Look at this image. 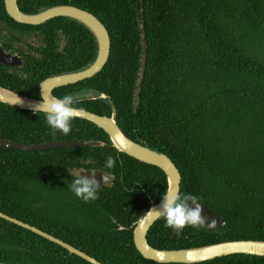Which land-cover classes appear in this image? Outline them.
I'll list each match as a JSON object with an SVG mask.
<instances>
[{
    "label": "trees",
    "instance_id": "1",
    "mask_svg": "<svg viewBox=\"0 0 264 264\" xmlns=\"http://www.w3.org/2000/svg\"><path fill=\"white\" fill-rule=\"evenodd\" d=\"M17 3L25 14L72 5L105 26L111 45L103 69L90 79L56 89L54 96L89 91L92 99L80 100L77 107L103 116H110L114 107L116 123L126 137L174 163L181 176L179 192L197 196L225 221L217 230L188 226L178 235L160 217L147 234L151 247L178 250L233 240L264 241V0ZM33 33L38 40L25 44L32 54L15 50L22 67L0 64L1 87L39 99L42 80L81 70L94 59L95 41L83 25L69 18L39 26L18 24L0 0V45L10 51L14 42L25 43ZM0 129L3 139L24 144L104 143L40 152L0 147V212L102 264H163L136 251L131 227L138 216L135 211L149 207L143 190L155 192L154 201L166 191L161 170L117 152L101 129L78 118L71 121L68 135H53L45 113L0 102ZM109 155L116 159L111 169L105 167ZM84 170L113 177L110 187L100 186L94 201L85 202L71 191L77 171ZM135 183L139 185L133 195L143 199L140 206L121 204L123 187ZM0 262L89 264L1 218ZM194 264H264V257L236 254Z\"/></svg>",
    "mask_w": 264,
    "mask_h": 264
},
{
    "label": "water",
    "instance_id": "2",
    "mask_svg": "<svg viewBox=\"0 0 264 264\" xmlns=\"http://www.w3.org/2000/svg\"><path fill=\"white\" fill-rule=\"evenodd\" d=\"M3 6L9 18L18 24L39 26L55 18H69L83 25L94 38L96 53L93 61L87 67L81 70L54 75L42 80L38 88L40 99L42 95L45 98L51 97V91L56 88L73 85L92 78L105 66L110 54V37L105 26L88 11L72 5H56L35 14H25L19 9L17 0H3ZM0 64L7 66H18L20 62L17 57L3 52V50L0 48ZM144 67L145 54L142 59L141 77ZM18 97L19 102H16ZM40 99L22 96L0 86V102L22 110L34 112L33 109L39 104ZM35 112L45 113L43 111ZM77 118L87 121L101 129L108 136L111 147L117 150V152L125 154L141 163L154 166L161 170L166 179V191L170 187L174 190H180L181 176L174 163L167 156L149 149L148 147L139 143H136L126 137V135L121 131L116 123L114 107H112V113L110 116L98 115L82 109L79 112ZM102 146H104V143L96 140H70L46 142L40 144L17 143L3 139L0 129V147L21 152H40L63 148L68 149ZM81 175L87 177L91 176L92 174L90 172H85ZM102 175L103 174L100 172L95 173V177L98 181ZM161 200L162 197L157 203L152 204L148 210L142 211V215L139 217L132 230V240L134 247L143 258L163 264H194L236 254L264 257V241L260 240L224 241L200 247L178 250H158L151 247L147 241V234L152 225L160 217H157L154 213H148V211L153 207L158 208ZM189 205L191 206V202H189ZM201 215L206 218L205 226L202 227L205 230L213 231L225 225V221L206 206L202 205ZM0 218L58 245L59 247L66 250L69 255H75L89 264H102L79 249H76L75 247L46 232H43L34 226L24 223L16 218L10 217L2 212H0ZM213 220L216 221V224L214 226H208ZM0 264L7 263L0 262Z\"/></svg>",
    "mask_w": 264,
    "mask_h": 264
},
{
    "label": "clouds",
    "instance_id": "3",
    "mask_svg": "<svg viewBox=\"0 0 264 264\" xmlns=\"http://www.w3.org/2000/svg\"><path fill=\"white\" fill-rule=\"evenodd\" d=\"M87 94V93H84ZM81 100V94H65L62 98L51 96L45 98L41 96L39 104L33 111H43L46 113V122L53 130L55 135L57 131L68 135L71 131V121L76 119L79 112L82 110L77 107ZM19 102V97L16 100ZM116 159L109 155L106 157L105 167L114 168ZM103 175L98 181L95 173L91 176H82L81 173L71 183V191L77 198L85 202L98 199V189L100 184L103 186L110 183L113 177L101 171ZM191 202V206L189 205ZM148 213H154L157 217H162L165 221L164 226L171 228L178 235L185 227L200 228L205 226L206 218L201 215L202 204L195 195L181 194L178 190L169 188L164 192L161 203L158 208H151ZM216 221L213 220L208 226H214Z\"/></svg>",
    "mask_w": 264,
    "mask_h": 264
},
{
    "label": "flooded vegetation",
    "instance_id": "4",
    "mask_svg": "<svg viewBox=\"0 0 264 264\" xmlns=\"http://www.w3.org/2000/svg\"><path fill=\"white\" fill-rule=\"evenodd\" d=\"M4 7V6H3ZM37 38V35L35 34V33H33L32 34V37H29L28 39H26V40H24L25 41V43L23 42L22 44L20 43V42H14L12 45H11V47H12V49L10 50V51H6V49H4L1 45H0V48L3 50V52H5V53H7V54H9V55H11V56H14V57H17L18 59H19V62H20V64L18 65V66H7V65H3V64H1V65H3V66H7V67H9V68H20V67H22V59H21V56L20 55H18L17 53H15V50H22V51H24V52H26V51H28V52H30L31 54L33 53V50H30V49H28L27 47H26V45L25 44H30V45H33V41H34V39L37 41L38 40V38ZM60 47H62V45H60ZM54 76V75H53ZM51 77V76H50ZM40 84V83H39ZM39 84H38V88H39ZM69 86V85H68ZM65 87V86H64ZM38 88H37V94H38V98H39V92H38ZM61 88V87H60ZM56 89H58V88H56ZM56 89H54V90H52L51 91V95L52 96H54V94H53V91H55ZM85 93V92H84ZM84 93H82V91H81V93H77V94H81V101H84V100H90V99H92L91 98V95H89V91H87L86 93H87V95L86 94H84ZM72 94H76V93H72ZM85 95V96H84ZM84 96V97H83ZM55 97V96H54ZM40 99V98H39ZM127 156V155H126ZM131 158V157H130ZM133 159V158H132ZM85 173V172H90L91 174L93 173H97V172H100V173H102L101 171H97V170H84V171H77V173L78 174H80V173ZM104 172V171H103ZM81 173V174H82ZM103 174V173H102ZM110 185H112V180H111V182L110 183H108V184H106L105 186L106 187H110ZM136 185H139V183H135L134 185H131V184H129V185H127V186H124L123 187V189H124V193H123V195H122V200L120 201V203L122 204V203H126L127 201H129V205H137L136 207H139L140 206V204H141V202H142V198L141 199H139V197L138 196H135V195H133L134 193H133V190H134V187L136 186ZM100 186H102L103 187V183L100 185ZM143 192L145 193V199H144V202L145 203H147L148 201H149V207L152 205V204H155V203H157L158 201H154V198L156 197V195H155V192H152L151 193V195H150V193H146L144 190H143ZM123 198H125V199H123ZM136 198V199H135ZM140 200V201H139ZM136 201H138V203L136 202ZM149 207H146V208H140L138 211H135L137 214H138V216H137V219L135 220V221H133L132 222V225H131V227H134V225H135V223L138 221V219H139V217L142 215V211L143 210H148L149 209Z\"/></svg>",
    "mask_w": 264,
    "mask_h": 264
}]
</instances>
